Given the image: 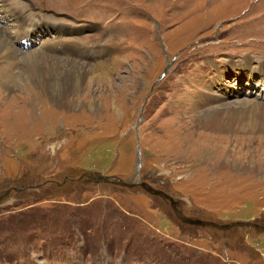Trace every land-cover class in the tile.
<instances>
[{"label":"rangeland","instance_id":"1","mask_svg":"<svg viewBox=\"0 0 264 264\" xmlns=\"http://www.w3.org/2000/svg\"><path fill=\"white\" fill-rule=\"evenodd\" d=\"M6 4L33 13L15 49L60 60L39 62L43 76L84 72L52 103L24 60L0 59V264H264V132L208 143L195 122L264 104V0ZM33 22L71 39L51 54L56 34ZM97 174L113 183L87 182Z\"/></svg>","mask_w":264,"mask_h":264},{"label":"bare ground","instance_id":"2","mask_svg":"<svg viewBox=\"0 0 264 264\" xmlns=\"http://www.w3.org/2000/svg\"><path fill=\"white\" fill-rule=\"evenodd\" d=\"M6 1H10V0H0V9H1V12L4 11V13L9 16L11 22H8V19H4L5 17L3 18L0 16V22L4 23L3 25L0 24V49H6V56L0 57V59L5 58V60H11L13 63L15 62L19 63L21 60H24L27 65L25 69L31 70L29 75H27V77L29 78V81L32 84L34 82L37 83L40 89L38 90L36 88V91L39 94H42L47 98H50L52 103H56L54 101H57V102L61 101L62 98L65 97V95L68 92H71L77 89L78 82L82 78V74L84 72L82 65L67 64L69 70L66 76L68 77L65 80L64 84H53L50 79H47L45 76H43L41 73L43 72L44 67L42 65H39L38 64L39 62L57 64L60 60L53 59V58L51 60L48 58L47 55H43L42 53H32V52H21L20 53L17 49H15L14 42H16L17 41L16 39H18L19 37L20 38L22 37L21 36L22 31H24L25 26H27L25 24L30 19L32 20L31 17L33 16V13L29 12V10L27 11L28 13H22V12L16 11L9 4H6ZM42 25L37 26L36 22L30 23L29 28L32 29L30 34L31 35L35 34L40 30L42 32L49 31L51 33H55L56 35L53 38L54 39L53 45L48 47L49 52L55 55L56 52L54 53L51 52L52 47L59 48V46H64L66 44L64 43L65 40L68 39L67 41H69L71 37H69L70 35H68L67 38H64V37L60 38L62 36V32L53 30L52 28H48V29L46 27L43 28ZM7 33L10 34V37H11L10 39L5 36ZM58 34H61V35H58ZM31 44L32 43L29 40V44L25 47H30ZM18 56L21 57L20 60H18ZM13 63H10L8 68H14L16 65H13ZM95 69L100 70L101 67L97 66L95 67ZM93 77L90 78V80H92ZM98 77H96V79ZM9 78H11V76H5L3 74L0 75V80L9 79ZM73 79L75 80L74 84H72ZM10 80H13V79H10ZM258 102H261V100ZM262 106H264V104L257 103L256 101L250 103L249 105L242 104L241 102H235L232 105H228L227 107H224L222 109H212L209 111H205V114L202 113L203 115L202 117L201 115H199L195 118L196 125L200 127L202 131V132H199V134L202 135L203 138L207 139V141L209 140L208 143H210V142H216L215 141L216 139L221 140V141H223L224 139L225 140L229 139L230 136H226V135L232 133L234 129H237V127H239L240 129L241 127L248 128L251 131L256 129L258 132L263 133L264 132V120L261 119L260 121L254 122V117L255 118L260 117L261 115L260 110ZM251 111H256V112L254 113ZM246 117H249V123L246 125L244 124L241 125L243 120Z\"/></svg>","mask_w":264,"mask_h":264},{"label":"water","instance_id":"3","mask_svg":"<svg viewBox=\"0 0 264 264\" xmlns=\"http://www.w3.org/2000/svg\"><path fill=\"white\" fill-rule=\"evenodd\" d=\"M207 224H209V226H211V227H218L217 225H215V224H211V223H202V226H203V225H207Z\"/></svg>","mask_w":264,"mask_h":264},{"label":"flooded vegetation","instance_id":"4","mask_svg":"<svg viewBox=\"0 0 264 264\" xmlns=\"http://www.w3.org/2000/svg\"><path fill=\"white\" fill-rule=\"evenodd\" d=\"M138 184H140V183H138Z\"/></svg>","mask_w":264,"mask_h":264}]
</instances>
